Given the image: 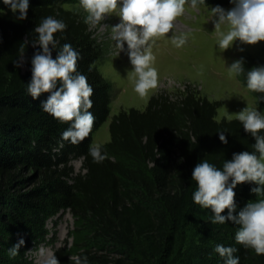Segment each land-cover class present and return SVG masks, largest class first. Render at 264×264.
Segmentation results:
<instances>
[{"label": "trees", "instance_id": "trees-1", "mask_svg": "<svg viewBox=\"0 0 264 264\" xmlns=\"http://www.w3.org/2000/svg\"><path fill=\"white\" fill-rule=\"evenodd\" d=\"M209 1L236 2L204 0ZM67 5L81 4L29 0L27 19L18 20L19 12L0 0V264H33L28 250L46 243L49 221L65 211L85 237L74 254L66 245L54 250L60 264H76L77 258L83 264L84 257L87 264H225L226 258L214 250L217 245L236 248L233 255L239 264H264V255L236 242L239 225L213 224L212 210L193 200L198 184L192 171L198 163L206 160L223 170L233 154L248 151L259 157L255 138L238 118L216 119L218 101L190 89L175 99L157 93L145 109L121 110L111 118L110 140L101 146L107 156L103 162L89 155L94 134L110 114L112 83L97 67L105 55L103 47L85 19ZM49 16L66 25L54 33L52 58L65 43L71 44L80 55L77 71L93 89L89 111L94 127L78 145L62 139L72 122L61 123L43 111L41 105L51 93L33 99L27 92L32 58L42 51L33 46L38 43L34 30ZM23 57L26 70L16 66ZM247 72L241 76L246 87ZM60 86L57 81V89ZM251 92L264 110V93ZM220 132L227 144L220 141ZM258 135L264 136V130ZM76 159L82 160L85 173L74 172L71 162ZM240 186L234 215L249 202L264 200V192H251L259 187L254 182ZM227 214V209L221 213ZM20 239L25 243L11 256L9 249Z\"/></svg>", "mask_w": 264, "mask_h": 264}, {"label": "clouds", "instance_id": "clouds-1", "mask_svg": "<svg viewBox=\"0 0 264 264\" xmlns=\"http://www.w3.org/2000/svg\"><path fill=\"white\" fill-rule=\"evenodd\" d=\"M186 2L187 0H121V22L112 27V38L120 51L124 49V43H127L136 78L134 90L140 97L147 96L158 83V72L152 66L155 57L149 41L164 37L173 29L174 21L185 11ZM3 3L13 13L19 12L18 20L27 19L29 0H3ZM80 4L87 13L85 23L94 27L106 15L117 10L118 0H80ZM191 7H197V0H191ZM212 12L216 17L213 22L221 49H228L236 40L247 45L264 41V0H236L235 6L230 10L217 6L212 8ZM221 25H226L227 30L222 31ZM65 29V23L50 16L35 28L38 43L33 46L38 44L42 51H37L32 58V78L27 85V92L33 99L38 98L41 93H51L41 105L43 111L61 123L72 122L63 131L62 139L78 145L89 137L94 127L95 117L89 111L93 107L90 99L93 89L87 82V77L77 71L80 55L71 44L65 43L57 57L52 58V49L56 47L54 33ZM185 42L184 36L172 38L176 47L183 46ZM240 50L243 51L242 48ZM21 64L22 61L16 66L20 67ZM229 71L234 74L243 73V59L233 62ZM57 81L61 82L58 89ZM247 88L264 93V66L254 67L247 72ZM236 115L243 124L244 131L255 138L253 147L259 157L248 151L233 154L232 160L224 162L223 170L206 160L198 163L192 171V179L198 184L193 200L197 205L212 210L213 224L232 221L239 225L235 235L236 242L254 249L257 255H264V200L249 202L238 215L233 214L236 211V193L233 189L238 184L254 182L259 187L252 188L251 192L256 195L264 192V136L258 135L264 130V114L247 106ZM219 139L224 144L228 143L224 132H220ZM88 151L96 163L107 158L99 145L91 144ZM225 209L228 210L227 216L221 215ZM24 243L20 239L18 244L9 249V254L17 255ZM214 250L226 258L225 264H239V257L233 255L236 248L217 245ZM43 264L60 262L55 255L49 254ZM76 264H82L79 258L76 259ZM83 264H87V257H84Z\"/></svg>", "mask_w": 264, "mask_h": 264}, {"label": "rangeland", "instance_id": "rangeland-1", "mask_svg": "<svg viewBox=\"0 0 264 264\" xmlns=\"http://www.w3.org/2000/svg\"><path fill=\"white\" fill-rule=\"evenodd\" d=\"M115 12L106 15L105 19L96 26L89 25L93 37L104 49V57L97 64L100 73L112 83V98L110 102V114L101 128L94 134L93 144L102 146L110 140L108 124L111 118L121 110L145 109L148 100L157 93L169 95L175 99L182 92L197 91L200 96L209 101H218L220 107L217 111V120L237 118V113L247 106L255 108L264 114L256 98L242 82L241 76L254 67L264 64V41L255 45L241 44L236 40L232 46L223 50L219 47V39L215 31L214 20L216 17L212 8L217 6L224 10H230L233 3H220L219 5H200L191 7V0H187L184 13L174 21L173 29L164 37L153 38L149 41L152 54L155 57L153 67L158 72V83L147 96L140 97L134 90L135 76L133 65L130 62L127 43L120 51L116 47V41L112 38V27L121 22L119 17V5ZM73 9L81 19H85L87 13L81 5L66 6ZM221 30L226 31L227 26L221 25ZM184 36L186 42L181 47L172 43L173 37ZM243 49L241 51L240 49ZM243 59L244 72L234 74L229 67L236 60ZM21 68L26 70V58H22ZM75 173H85L82 160L71 162ZM240 184L233 191H240ZM49 239L38 248L30 249L27 256L33 264H43L44 259L53 254L54 250L66 245L70 254H74L77 243L84 240L81 226L72 216L70 211H65L49 221ZM195 241L197 236L191 235ZM142 250L147 251L143 245ZM154 264H157L154 262Z\"/></svg>", "mask_w": 264, "mask_h": 264}]
</instances>
